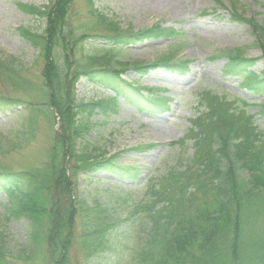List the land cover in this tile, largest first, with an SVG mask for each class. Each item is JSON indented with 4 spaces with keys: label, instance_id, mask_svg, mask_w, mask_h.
Wrapping results in <instances>:
<instances>
[{
    "label": "trees",
    "instance_id": "trees-1",
    "mask_svg": "<svg viewBox=\"0 0 264 264\" xmlns=\"http://www.w3.org/2000/svg\"><path fill=\"white\" fill-rule=\"evenodd\" d=\"M74 1L50 0L45 7L18 5L23 12L46 22L41 34L23 28L19 33L41 50L42 106L51 116L47 124L57 129L53 130L47 159L40 168L0 173V194L7 201L0 214L4 224L0 226V264L36 260L44 246L51 254L49 264H68L70 229L81 215L96 220L85 228L82 241L91 264H264L263 135L255 125V116L246 111L249 104L238 99L230 101L211 91L198 95L197 114L190 121L189 131L175 143L184 147L191 142L193 153L178 167L151 176L146 183L147 198L133 204L126 219L138 217L142 224L130 249V259L123 262L122 237L124 230H129L123 226L125 219L114 218L112 213L105 215L107 209L101 207L105 204L93 197L88 207L85 199L77 196L74 179L78 174L88 177L106 173L120 181L137 182L139 174L134 164L118 163L117 154H108L100 141H77L98 124L90 121L96 113L102 118L118 114L119 97L140 112L166 111V97L154 89H144L146 94H140L141 88L134 81L128 82L125 75L134 71L143 76L159 66L180 75L189 61L175 59L176 52L147 64L121 61L118 53L126 46L175 38L179 32L162 28L159 23L135 32L132 27L123 30L94 7V0H86L88 14L96 18L106 34L89 37L90 50L82 47L81 59L73 60L75 48L84 39L66 32ZM215 2L221 5L220 0ZM230 16L251 28L255 38L252 47L261 50L264 59V24L241 18L234 9ZM55 49L63 52L59 58L54 56ZM215 58L226 60L223 76L240 77L243 88L254 94L264 93V71L257 75L251 71L259 58H247L241 49L220 51L211 60ZM0 65L13 70L11 62L6 65L0 61ZM81 79L115 94L101 103L77 102L74 85ZM21 105L17 100L0 97V113ZM25 108L26 119H32L33 109ZM258 115L264 118V104L259 105ZM26 125L30 134L34 120ZM20 148L5 143L0 146V154ZM22 220L27 223L26 235L15 256L6 245L2 229L7 222Z\"/></svg>",
    "mask_w": 264,
    "mask_h": 264
},
{
    "label": "rangeland",
    "instance_id": "rangeland-1",
    "mask_svg": "<svg viewBox=\"0 0 264 264\" xmlns=\"http://www.w3.org/2000/svg\"><path fill=\"white\" fill-rule=\"evenodd\" d=\"M48 3L50 0H0V61L6 65L11 62L13 67V70H8L0 65V97L14 99L22 104L20 108L0 113V146L11 142L22 146L0 154V173L40 168L47 159L48 144L54 138L53 130L57 129V126L47 124L51 116L49 110L46 111L42 106L45 98L40 89L44 67L43 56L40 57L41 50L33 47L30 42L33 40L26 41L19 33V29L23 28L31 33L41 34L46 28V22L23 12L18 5L45 7ZM220 3L218 5L215 0H94V7L101 14L118 22L123 30L132 27L135 32L159 23L162 28L179 32V36L175 38L147 40L126 46L118 53L121 61L147 64L148 61L170 52H176L175 59L189 61L180 75L162 66L148 70L147 75L142 77L134 71L126 74L130 81L137 82V87L152 88L157 94L168 97L170 103L167 104L166 111L155 114L148 111L138 113L121 101L117 115L102 118L96 113L90 117L92 124H98L77 141H100L101 148L108 154H117L118 163L126 166L134 164L139 174L137 182L120 181L106 173L88 177L78 174L74 179L75 192L78 197L85 199L88 207L92 206L93 197L105 204L101 205L107 209L105 215L112 213L114 218L125 219L126 224L123 226L127 225L129 230H124L122 237L125 243L123 262L130 259V249L137 241V231L142 224L138 217L132 220L126 218L135 202L147 198V181L168 168L178 167L193 153L191 142H187L184 147L175 143L189 131L190 121L197 114L200 93L211 91L230 101L238 99L249 104L246 111L255 116V125L264 140V118L258 115L259 105L264 104V93L254 94L243 88L239 77L223 76L221 71L226 64L225 58L211 60L220 51L241 49L247 58H259L252 72L257 75L264 71V60L260 59L261 50L252 47L255 38L251 28L245 22L236 21L230 16L234 9L241 18L253 20L263 26L264 0H220ZM88 11L86 0H75L68 14L66 32L72 34L73 38L84 36L72 56L76 61L81 59L82 47L90 50L87 45L91 42L89 37L106 34L104 27ZM57 50L53 53L59 58L63 52ZM74 91L77 102L81 100L90 104L101 103L106 101L104 99L107 96L113 95L107 89L88 84L85 79L75 83ZM25 107L33 109L32 119H26L28 110ZM31 120H34L35 126L29 134L26 124ZM89 193V197L84 198ZM6 203L5 195L0 194V214ZM74 221L70 229L68 264H91L86 260L82 241L85 228L96 220L92 222L81 215ZM2 224L0 221V226L4 227ZM26 226L27 223L23 220L10 221L2 229L6 235V245L15 256L24 242ZM50 257L51 254L44 246L37 253L36 260L27 263L11 260V264H49Z\"/></svg>",
    "mask_w": 264,
    "mask_h": 264
}]
</instances>
